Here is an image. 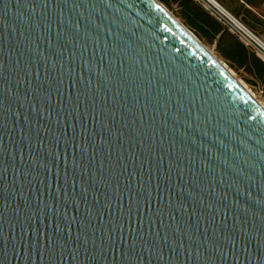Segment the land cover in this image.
Returning a JSON list of instances; mask_svg holds the SVG:
<instances>
[{
    "label": "water",
    "instance_id": "obj_1",
    "mask_svg": "<svg viewBox=\"0 0 264 264\" xmlns=\"http://www.w3.org/2000/svg\"><path fill=\"white\" fill-rule=\"evenodd\" d=\"M0 264H264V106L157 0H0Z\"/></svg>",
    "mask_w": 264,
    "mask_h": 264
},
{
    "label": "rangeland",
    "instance_id": "obj_2",
    "mask_svg": "<svg viewBox=\"0 0 264 264\" xmlns=\"http://www.w3.org/2000/svg\"><path fill=\"white\" fill-rule=\"evenodd\" d=\"M223 63L264 106V83L222 55L223 41L209 26L200 5L192 0H157ZM264 43V0H215ZM212 18V17H211ZM220 25V24H219ZM221 29L223 27L220 25ZM230 35V34H229ZM234 37L233 35H231Z\"/></svg>",
    "mask_w": 264,
    "mask_h": 264
},
{
    "label": "built area",
    "instance_id": "obj_3",
    "mask_svg": "<svg viewBox=\"0 0 264 264\" xmlns=\"http://www.w3.org/2000/svg\"><path fill=\"white\" fill-rule=\"evenodd\" d=\"M264 64V43L215 0H192Z\"/></svg>",
    "mask_w": 264,
    "mask_h": 264
},
{
    "label": "trees",
    "instance_id": "obj_4",
    "mask_svg": "<svg viewBox=\"0 0 264 264\" xmlns=\"http://www.w3.org/2000/svg\"><path fill=\"white\" fill-rule=\"evenodd\" d=\"M206 18H208L209 26L213 31L219 34V40L224 43L221 51L222 55L247 72L254 74L256 78L264 83V64L256 59L252 53H249L231 34L229 35L227 31L221 29L215 19Z\"/></svg>",
    "mask_w": 264,
    "mask_h": 264
},
{
    "label": "bare ground",
    "instance_id": "obj_5",
    "mask_svg": "<svg viewBox=\"0 0 264 264\" xmlns=\"http://www.w3.org/2000/svg\"><path fill=\"white\" fill-rule=\"evenodd\" d=\"M162 5V4H161ZM164 7V6H163ZM165 8V7H164ZM166 9V8H165ZM167 12L178 22L180 23L185 29H187L181 22H179L168 10ZM188 30V29H187ZM189 31V30H188ZM190 32V31H189ZM192 38L200 45L202 46L205 50H207L208 52H210L205 46H203V44L195 37V35L193 33H191ZM211 53V52H210ZM212 54V53H211ZM213 55V54H212ZM214 56V55H213ZM215 57V56H214ZM216 58V57H215ZM217 59V58H216ZM218 60V59H217ZM223 64V63H222ZM224 65V64H223ZM246 88V87H245ZM247 89V88H246ZM248 90V89H247ZM249 91V90H248ZM250 92V91H249ZM251 93V92H250ZM252 94V93H251ZM253 95V94H252Z\"/></svg>",
    "mask_w": 264,
    "mask_h": 264
},
{
    "label": "crops",
    "instance_id": "obj_6",
    "mask_svg": "<svg viewBox=\"0 0 264 264\" xmlns=\"http://www.w3.org/2000/svg\"><path fill=\"white\" fill-rule=\"evenodd\" d=\"M234 39H236L235 37H233ZM237 40V39H236ZM247 49V48H246ZM247 51L249 52V53H251L250 52V50L249 49H247ZM254 56V55H253ZM255 57V56H254ZM256 58V57H255ZM257 59V58H256ZM259 60V59H258ZM260 61V60H259ZM261 62V61H260ZM262 63V62H261Z\"/></svg>",
    "mask_w": 264,
    "mask_h": 264
}]
</instances>
